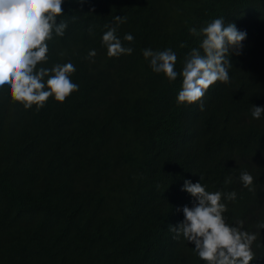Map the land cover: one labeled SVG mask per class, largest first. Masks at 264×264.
Listing matches in <instances>:
<instances>
[{
	"label": "trees",
	"instance_id": "obj_1",
	"mask_svg": "<svg viewBox=\"0 0 264 264\" xmlns=\"http://www.w3.org/2000/svg\"><path fill=\"white\" fill-rule=\"evenodd\" d=\"M62 7L65 14L57 23L68 26L62 37L53 32L49 59L38 68L71 62L76 71L70 79L78 90L67 98H90L102 111L95 120L86 114L85 125H129L145 116L158 131L159 155L128 175L118 174L115 156L104 166L92 160L87 145H72V119L49 97L44 108L56 116L64 153H19L12 166L4 157L18 154L17 139L6 129L26 109L7 86L0 88V181L5 177L0 183V264H206L194 243L183 235L174 238L170 230L184 219L183 206L191 207L195 199L181 190L184 181L196 183L200 176L206 191L222 194L225 222H242L243 231L257 233L250 264H264V229L258 228L264 223V164L246 156L253 100L230 82L217 81L202 100L179 104L182 76L170 82L143 56L144 49H171L180 73L187 54L204 38L189 29L200 32L223 18L246 32L239 54L235 48L229 54L228 70L238 74L250 49H264V0H63ZM118 15L126 22L118 24ZM109 28L133 49L131 54L107 55L102 36ZM125 34L133 41L124 40ZM90 50L96 52L92 58ZM23 165L29 166L19 172ZM242 172L252 175L251 186L239 179ZM64 190L89 210L75 211L62 202ZM231 192L234 201L225 198Z\"/></svg>",
	"mask_w": 264,
	"mask_h": 264
},
{
	"label": "clouds",
	"instance_id": "obj_2",
	"mask_svg": "<svg viewBox=\"0 0 264 264\" xmlns=\"http://www.w3.org/2000/svg\"><path fill=\"white\" fill-rule=\"evenodd\" d=\"M62 4L63 0H0V88L7 86L11 98L26 109L18 123L6 129L17 139L14 150L18 154L6 155L4 160L13 166L19 153L30 157L42 152L64 153L57 133L56 116L44 108L49 97H54L60 109L72 119L69 128L72 145H87L92 160L99 159L104 166L110 164V158L115 156L117 173L128 175L145 162L158 158L154 142L159 134L149 120L142 116L129 125L96 128L94 124L88 127L84 116L90 114L95 120L102 111L99 104L90 98H67L78 90L76 81L70 79L76 71L74 65L68 62L50 69L38 68L49 59L48 41L53 39V32L62 37L68 26L65 21L57 23V17L65 14ZM114 20L118 24L124 23L126 17L118 15ZM189 31L204 38L199 48H193L187 54L180 73L175 70L177 56L171 49H144L143 56L149 60L153 72L163 73L170 82L175 81L178 75L182 76V87L177 95L179 104L202 100L208 88L217 81L230 82L241 88L254 102L252 116L255 120L250 123L252 133L248 138L246 156L264 164V49L261 45L250 49L241 72L233 74L228 70L232 66L230 50L235 48L239 54L246 32L239 31L235 23L223 18L214 19L200 32L196 28ZM133 39L131 34L124 36L128 42ZM102 42L109 57L133 51L131 47L122 45L115 28H109L103 34ZM95 55V50H90L89 58ZM203 107L201 103L200 109ZM28 166H20L19 172ZM3 178L0 183H3ZM202 179L200 176V181ZM239 179L245 187L253 184V177L248 172H242ZM200 181H184L181 190L195 199L191 207L183 206L184 219L171 227L170 230L176 234L174 238L183 235L194 243L195 252L206 264H250L254 259L251 245L256 241L257 233L243 231L242 222L240 226L228 225L223 216L227 209L221 203L222 194L209 193ZM61 194L62 202L71 205L75 211L89 210L83 202L79 204L78 199L70 197L66 190ZM224 195L227 200L236 199L235 192ZM258 228L264 229V223L258 224Z\"/></svg>",
	"mask_w": 264,
	"mask_h": 264
}]
</instances>
